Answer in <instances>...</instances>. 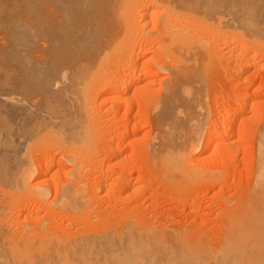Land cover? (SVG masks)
I'll list each match as a JSON object with an SVG mask.
<instances>
[{"label": "bare ground", "instance_id": "bare-ground-1", "mask_svg": "<svg viewBox=\"0 0 264 264\" xmlns=\"http://www.w3.org/2000/svg\"><path fill=\"white\" fill-rule=\"evenodd\" d=\"M146 1L152 6L148 15L156 17L151 23L156 22L157 17L161 19L158 20L162 31L160 46L156 37L159 29L152 37L158 39L157 47H161L158 53L163 57L158 59L156 70L165 71L160 88L158 87V96L155 102V98L152 101L154 131L148 149L155 162L159 161L161 164L157 163L163 165L162 168L167 173L172 171V177L173 174H179L181 169L178 168L182 167L185 158L198 147L203 150L214 143L215 146L223 147L224 155L230 157L231 150L227 149L225 138L233 132L239 106L235 105L225 114L216 105V108L209 110L210 104L205 102L208 97L205 76L208 66L211 67V60L219 52L221 54L216 49L218 42L223 46L236 43V47L240 45L245 51L254 49L257 53H264V0H144ZM132 2L133 0H0V119L3 126L0 150L8 154H0V158L4 160L9 155L12 158L15 151L31 143L35 144V140L36 144L43 142L47 151L56 148L62 152L61 158L52 157L39 166L36 164V169L32 167L35 166L34 160L32 166L31 161H28L26 170L23 168L19 172L20 184L27 185L28 177L47 173L51 167L60 162L62 164V161L73 163L77 170L79 161L81 162L90 146L89 135L93 133L90 132L91 126L93 128L90 122L92 113L89 114L90 85L94 84L95 76L98 75L99 79V73L112 65L114 66L109 68L108 74L101 79L105 87L109 88L106 90L109 99L123 110V116L119 118L125 129L119 141L130 134L127 122L132 114V108L128 104L131 97L126 96V93L132 85L140 82L141 72L146 76L153 73L148 61L137 64V58L133 57L136 54L134 45L129 48L137 32L135 27L132 30L133 25H136L134 19L137 21V18L144 15L142 21L138 20L141 24L147 18V14L142 12L139 17L133 16L135 11L137 13L135 8L142 6L140 9L144 12L143 6L148 5H134L133 11ZM152 10L155 11L152 13ZM154 13L156 15L153 17ZM178 14L181 18L182 15L190 19L193 17L192 22L196 26L190 24L189 27L188 22L191 20L187 21L184 17L181 20L186 19L183 24L177 21L175 17L177 15L178 18ZM174 20L177 22L174 23ZM179 22L183 26L188 23V28L184 26L182 29ZM140 24L143 28L146 23ZM176 24L179 26L176 27ZM191 25L194 28L198 26L196 29L201 32L193 33L196 32L194 28L193 31H188ZM132 31L136 32L132 34ZM146 34L145 36L149 35ZM141 36L140 34V39ZM130 37L132 43L127 47ZM125 56L129 61L126 62ZM123 72H130V77H126V74L124 76ZM243 98L241 100L246 105L257 103L254 96L247 97L245 94ZM122 122L120 125H123ZM222 126H225L223 131L220 130ZM202 134L205 138H201ZM112 144L115 145L116 142L108 144V156L113 151ZM26 151L28 152L27 149ZM176 168L178 171L174 172ZM80 172H75V180L62 185L60 183L51 191L53 199L50 202H57V208L54 206L56 210L70 212L69 204L74 201L78 204L82 200ZM129 178L131 177L125 176L121 181L123 189L128 188ZM256 183L260 189L262 207L256 212L253 209L252 216L259 219V226L248 231L234 228V233L224 238L226 240L222 241L218 249L208 250L206 245L205 248L199 243H190L176 234L167 236L155 233L144 227L138 228L133 223L99 228L85 225L81 229L74 226L76 229L71 231L72 234L61 235L57 232L58 229H54L55 226H49L42 220L44 223L36 221L35 224H38H33V229H30L32 223H26V211L17 205L20 209L17 207L19 210L15 213V218L23 216L25 224L19 229L20 235L16 236L17 232L15 236L11 233L14 238L10 234V223L4 222L8 227L2 223V220L11 219H6L10 217V212H0V256L7 264H264V126L259 134ZM51 188L38 190L34 196L39 202L45 203ZM4 208L8 209L10 206H3L4 211H9ZM54 208L51 209L52 212ZM17 222L20 220L17 219ZM22 233L26 234L21 236Z\"/></svg>", "mask_w": 264, "mask_h": 264}, {"label": "rangeland", "instance_id": "rangeland-1", "mask_svg": "<svg viewBox=\"0 0 264 264\" xmlns=\"http://www.w3.org/2000/svg\"><path fill=\"white\" fill-rule=\"evenodd\" d=\"M136 1H142L143 4L142 2L140 4ZM141 1L133 0L132 3L134 4L132 5V10L134 7H137L136 5L138 4L139 7L140 5L148 4L147 7L143 6L144 12L140 9L142 6L140 8H135L137 13L135 11L133 16L137 15L136 17H139L138 15L140 12L147 14L145 15L147 18L143 19V23L146 24L141 22L143 28L139 26L140 21H142L141 18L144 17L142 13L140 14L142 17L140 16L141 18H137V21L135 20L136 18H133L136 25H133L132 30L135 27L138 34L136 31H134L136 32L135 34L132 31L135 38L132 40L130 37L127 47L132 43L130 42L132 40L133 43L129 48L134 45V48H132L135 50L134 53L136 54H134L133 57L134 59L137 58V64L148 61L149 66H152L148 67L153 73L147 75L148 78L141 72L140 82L134 84V86L132 85L133 87L131 86L128 90L129 92L126 93V96L128 95V97H131L128 99V104L132 108V114L127 122V128L130 134L122 139V142L119 141V137L123 136L122 133L125 129L124 123L121 121V118H119L123 116V110L117 103L109 99L108 92H106L109 88L107 89L105 87L106 85H104V81L101 79L104 75L108 74L107 71H110L109 68L114 66L112 65L107 70L102 71L103 73L105 72L104 74L99 73L101 75L98 77L99 79H97L98 75L95 76L94 84L91 83L90 85L89 91L91 94L89 93V98H91V100L89 99L90 103H88L89 105L91 104V108H89L91 112H89V114H92L89 116L91 117L90 119H92L90 122H92L93 128L91 126L90 129L92 131L90 130V132L93 133L89 135L90 146H88L89 148L87 147L89 151L86 149L87 152L85 151V155L83 154L84 156L82 157L83 161H79V166H77L79 168H77V170L81 171L79 186L82 190L81 194L83 192V198L81 197L82 200L79 199L81 201H79L80 203L78 202V204H75L76 201L69 204V208L71 209L70 212H65L60 209L56 210L54 206L57 202L53 204L50 201L53 199V193L51 191H54V187L56 188L60 183V185H62V183L64 184L75 180L74 174L77 170L73 163L62 161V164L65 163L66 165H62L60 162V164L58 163L51 167V170L49 169L47 173L41 172L42 174L40 175L28 177L27 185L24 186L22 183V185L20 184L19 172L22 171L23 168L26 170V167L29 166L28 161H31V166L35 163V166L32 167L36 169L39 164L52 157L55 159L61 158L62 152L60 150L50 148V150L47 151L45 150L46 148L43 142H40V144L37 142L38 144H36L35 140L36 145L31 143L29 146L21 147L15 152L13 151L14 155L11 156L12 158H10V155L4 160L0 158V212L11 213L14 209V214L13 212L11 214L8 213L10 217L6 218L7 220L11 218L10 220H2V223H10L9 229L14 231H10V234L12 233L15 236L17 232L16 236L20 235L18 234L19 229L22 228L25 222L23 216H17L18 218H15V213H18L20 206L26 211H24L25 215L28 216L26 218V223H32L30 224V229H33V224L37 225L42 220L47 222L49 226H55L54 229H58L57 232L61 235L65 233L67 235L72 234L73 232L71 233V231H75L77 226L81 229V226L85 227V225L91 228L92 226L99 228L106 225L116 227V225L120 226L125 223H133V225L138 228L144 227L155 233L165 234L167 236L171 235V233L172 235L176 234L190 243H199L198 245L201 244V246L206 245L207 248L209 247L208 250L218 249L226 240L224 238L234 233V228L242 231L243 229H247L246 231H248L251 230V228L259 226L260 221L257 217L255 218L252 216V212L253 209H255L254 211L256 212L262 207L260 206V189H258L259 187L256 183V170L259 134L261 127L263 128L264 126V53H257L254 49L245 51V49H241L240 45L236 47V43L227 44L226 46L221 45L222 43L219 42L216 44V46L219 45L216 49L221 51V54L219 52L215 55V59L211 60L213 62H211V67L208 66L209 69H207L205 76L207 83H205L203 79L205 85L207 84V88L204 87L207 90L206 93L208 96L205 95L207 97L205 98V102L207 105L210 104L208 107L209 110L217 106L222 114H225L227 111L229 112V109H232L235 105L239 106L238 115L234 118L235 126L233 132L225 138V144H227L228 148L225 147V145L224 147L225 149L231 150V155L229 158L225 156L222 152L223 147L215 146L214 143H211L203 150L198 147L188 154L182 167L178 168L179 170L181 169L179 174L177 173L178 177L176 175L175 177L174 174L170 177L172 171H168L167 173L163 169L164 166L160 165L161 163L159 161L157 162L160 164L155 162V158H153V160L151 154H149L151 151L149 152L150 147L148 145L150 144L149 141L154 131L153 103L158 96L157 94L159 93L161 80H163L165 76V71L163 72V70L161 71L160 69L156 70L158 69V59L162 57L161 53H158L161 51V47H159L161 43L159 42L162 41H160L161 38H159L162 33L160 29L161 26H159L161 25L159 24L160 21L158 22L160 18L157 17L158 20H156V22L153 21L152 24L151 21L156 18L154 17L156 14H153L154 18L149 16L151 15H148L151 11L149 9H152V6L149 5L148 1H146L147 3L144 2V0ZM154 11L152 10V13ZM179 15L180 14H178V16ZM157 16L159 15L157 14ZM182 16L188 19L187 21L191 20V22H188L189 24L186 23L184 25L186 28H188V26L190 27V24L196 26L192 22L193 17L190 19V17L187 18L185 15ZM176 17L175 19L181 22L183 17H180V19ZM177 21L174 20V23ZM184 21L181 23L183 24ZM182 24V29H184L185 27ZM187 24L188 26H186ZM179 25L176 24V27ZM192 25L188 31H196L193 33H197L198 31V33L201 32L200 30L197 31L198 26L194 28ZM137 28H141V30ZM192 28L194 29L192 30ZM157 29H159V33L156 35L159 39L158 47L156 44L158 39L152 37L155 36L153 33H157ZM150 31L152 35H150ZM140 34L142 36L144 35V38L141 36L140 39ZM145 34H149L150 37L149 35L145 36ZM134 35H132V37H134ZM136 35L138 39H136ZM156 48H158V50ZM125 59L126 62L129 61L127 57ZM154 61H156V63ZM123 73L124 76L127 75L126 77H130V72ZM1 84L2 81L0 80V85ZM245 94L247 97L254 96L257 103L250 106L246 105V103H244L245 101L242 102L244 99L243 95ZM153 99L154 102H152ZM1 104L0 108L2 106ZM121 122L123 125H120ZM116 124H119V126ZM222 127H220V130H225V126ZM2 130L3 126L0 119V134ZM132 130L134 131L132 132ZM202 136L203 134L201 138H205V135ZM111 141L112 143L116 142V144H112L113 151H110V154L113 156H108L106 153L107 149L110 147L108 144H110ZM0 152L3 156H8L3 150H0ZM23 153H25L24 155L26 156H23ZM225 161H227V163ZM36 164L38 165L37 167ZM176 171H178L177 168L174 172ZM56 172L57 174H55ZM123 176L131 177L129 178V186L126 189H123L121 185V181L124 178ZM48 184L50 187H48ZM48 188H51V193H47L46 202H39L34 196V193L38 190H47ZM5 204L10 206L8 209L4 208L9 211L3 210ZM53 208L54 211L52 212ZM17 219H19L20 222L16 223ZM36 221L38 222L37 224H35ZM7 224L5 225L4 223V226L8 227ZM74 226L76 227L75 229ZM13 228L15 229L13 230ZM68 231L70 232L68 233ZM12 234L11 236L14 238ZM25 234L26 233H22L21 236ZM0 264H7L2 257L0 258Z\"/></svg>", "mask_w": 264, "mask_h": 264}]
</instances>
